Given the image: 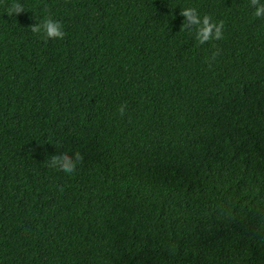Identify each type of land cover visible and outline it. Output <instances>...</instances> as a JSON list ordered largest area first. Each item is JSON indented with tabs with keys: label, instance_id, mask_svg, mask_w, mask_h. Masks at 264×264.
<instances>
[{
	"label": "trees",
	"instance_id": "obj_1",
	"mask_svg": "<svg viewBox=\"0 0 264 264\" xmlns=\"http://www.w3.org/2000/svg\"><path fill=\"white\" fill-rule=\"evenodd\" d=\"M11 2L0 264H264V19L249 0H19L10 18ZM186 7L223 20L224 39L180 31ZM49 13L62 40L30 30ZM61 151L84 155L72 175L46 166Z\"/></svg>",
	"mask_w": 264,
	"mask_h": 264
},
{
	"label": "clouds",
	"instance_id": "obj_2",
	"mask_svg": "<svg viewBox=\"0 0 264 264\" xmlns=\"http://www.w3.org/2000/svg\"><path fill=\"white\" fill-rule=\"evenodd\" d=\"M249 6L254 10V17L264 19V0H249ZM25 11L24 5L19 0H12L7 6L5 13L11 18L17 17ZM45 11L48 12V9L46 8ZM179 15L184 18L180 25V31L194 33V38L198 45L224 39L223 20L215 22L209 15L201 17L194 7H186L180 10ZM30 30L33 34L40 35L43 39L48 40H62L66 34L62 22L54 19L50 13L41 22L30 25ZM213 48L215 50L206 61L209 68H211L217 57L221 54V50L216 48L214 43ZM117 111L123 117L127 111L126 103L121 104ZM83 161L84 155L80 151H72L71 155L69 152L61 151L51 155L46 166L72 175ZM60 191H63V188H60Z\"/></svg>",
	"mask_w": 264,
	"mask_h": 264
}]
</instances>
